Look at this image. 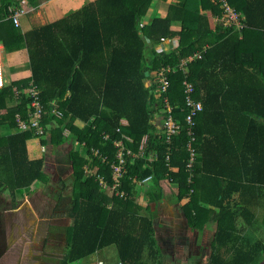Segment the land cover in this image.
<instances>
[{"label":"trees","instance_id":"obj_1","mask_svg":"<svg viewBox=\"0 0 264 264\" xmlns=\"http://www.w3.org/2000/svg\"><path fill=\"white\" fill-rule=\"evenodd\" d=\"M19 1L0 0V42L7 51L27 48L32 75L0 88V126L11 129L0 135V192L7 189L15 202L34 183L48 178L45 158H30L27 147L35 137L49 144L47 133L21 131L16 119L18 113L27 117L31 109L25 90L33 82L45 110L42 123L57 124L50 142L60 146L76 141L87 155L69 151L73 171L68 214L73 222L66 230L60 264L80 261L112 244L122 264H146L147 247L151 255L161 254L152 216L141 213L134 195L136 180L147 176L149 205L162 199L161 182L168 179L178 186V200L189 198L183 206L189 226L203 229L207 221L217 223L210 264L227 261L218 245L234 246L235 231L252 226L255 214L250 207L264 198V0H228L242 14L244 26L239 30L221 21L211 28L203 11L220 16L217 0H178L165 17H154L141 28L153 0H94L25 32L11 18V7H19ZM173 20L181 21V30L170 28ZM176 35V50L151 47L148 57L145 37L155 42ZM196 52L200 57L179 68L182 59ZM167 66L173 67L169 87L159 93L154 72ZM147 79L154 82L146 85ZM185 80L194 84L193 95L203 103L193 140L185 121ZM165 97L182 124L171 142L154 123ZM123 118L127 124L121 123ZM77 119L85 125L79 127ZM119 139L139 154L127 156L118 188L124 196L115 189L108 193L97 179L100 174L113 183L114 142ZM189 142L195 149L192 162ZM150 151L157 153L156 159L149 160ZM150 212L154 214L152 207ZM233 253L227 264H248L254 254L240 248Z\"/></svg>","mask_w":264,"mask_h":264},{"label":"rangeland","instance_id":"obj_2","mask_svg":"<svg viewBox=\"0 0 264 264\" xmlns=\"http://www.w3.org/2000/svg\"><path fill=\"white\" fill-rule=\"evenodd\" d=\"M12 64V56L8 61L4 59L5 76ZM154 77L156 81L157 76ZM9 131L11 130L2 134ZM50 136V132L45 135V140L49 143L45 145L46 165L43 169L48 176L47 180L34 183L30 192H26L23 198L15 202L11 200L7 189L0 192V264H60L65 254L66 230L73 222L68 214L73 171L69 151L76 149L81 152L82 156L87 157V155L86 149L76 141L56 146L50 142ZM29 143H35L39 152L44 154L40 149L38 139L35 142L30 140ZM146 182H143L142 191L147 200ZM104 190L111 193L109 188ZM59 194L63 197H59ZM159 201L150 204L151 206L142 205L141 213L145 216H152L154 235L157 239L156 246L161 254L151 255L147 247L143 253V261L146 264H178L176 262L178 260L191 258L202 262L210 261V237L203 240L199 251H185L180 253V257H174L165 249V245L161 244L163 243L161 231L167 226L158 212ZM151 207L154 211L153 215L150 212ZM256 211L263 212V207ZM224 250L220 251L224 252L227 261L232 262L233 251ZM98 260H104L105 264H119L116 246H107L72 264H98Z\"/></svg>","mask_w":264,"mask_h":264},{"label":"crops","instance_id":"obj_3","mask_svg":"<svg viewBox=\"0 0 264 264\" xmlns=\"http://www.w3.org/2000/svg\"><path fill=\"white\" fill-rule=\"evenodd\" d=\"M39 4L34 6L29 0H20L19 7L15 8H23L26 13L20 17L19 27L23 32L30 31L36 27H40L42 25H47L52 22H55L59 19L67 17L72 13L77 12L82 9L85 4L94 0H37ZM178 0H153L144 15V17L140 20L139 27L141 28L143 25H148L154 17H165L167 15L169 6L174 4ZM14 9V7H11ZM209 19L211 28H215L216 25L221 21L220 17L214 14L211 10L203 11ZM243 20V17H242ZM170 28L174 31H179L182 28V23L179 20H173L171 22ZM147 38V37H145ZM164 38V40H161ZM180 37L178 35L173 37H160L159 40L153 42L152 39L146 40L147 54L149 57V52L151 47H155L159 50H167L173 51L176 50L179 46ZM0 47L3 51V58L5 61H8L9 57L12 56L13 64L11 69L8 70L7 76H5L6 83L9 85L15 81L20 79H24L30 77L32 75L31 65L29 61V53L27 48H21L19 50L7 51L3 44L0 42ZM206 47V46H205ZM157 76V72H154ZM155 81V79H154ZM153 79L145 80L146 85H151ZM161 105L158 106L156 115L154 116V123H156L157 128L160 129L161 125ZM0 112H4V110H0ZM75 123L79 127H83L85 122L77 119ZM121 123L127 124V119L123 118ZM57 127L55 122H49L46 124L47 133L51 132L53 128ZM7 130H11L6 126H0V135H3V132H7ZM9 131L8 133H10ZM64 135L68 136L70 131L68 128H64ZM7 134V133H6ZM38 139L40 149L41 148V139L39 137L31 138L27 141V147L30 158H45L46 165V157L45 150H42L43 153H40L36 144H30V140L35 142ZM145 139V138H144ZM132 140V137L129 139ZM67 144V143H66ZM78 144V143H77ZM137 158L139 156L136 153ZM149 160L156 159V152H149ZM176 169V168H173ZM148 181V180H147ZM146 182V181H145ZM162 188H163V197L159 201V214L162 220H164V224L167 226L165 229L161 231V240L163 241V245H165V249L168 252L172 253L174 257H180V253L185 251H199L200 246L202 245L203 240L206 237H210L211 243V253L213 251L212 242L216 235V226L217 223L213 221H207L203 229L193 228L189 226L186 222V218L183 212L184 204L189 200L188 197H184L181 200L177 198L178 186L176 183L170 182L168 179L162 180ZM144 183L137 182L135 186V198L140 205H146L147 200L146 196H144V192L142 191V186ZM254 207V208H253ZM263 207V212L256 211V209H260ZM251 211L255 214V219L253 220V224L250 227L240 226L234 233L237 237L234 246L232 243H229L227 246L218 245L217 250H223L229 252L234 249H243L244 251H251L252 258L248 264H264V198L255 206H251ZM242 220V219H241ZM158 234V233H157ZM159 240V239H158ZM114 245V244H112ZM162 245V246H163ZM110 246V245H109ZM161 246V247H162ZM107 247V246H106ZM105 248V247H104ZM103 249V248H102ZM117 249V248H116ZM211 253L209 257L211 256ZM94 254V253H93ZM91 254V255H93ZM118 255V253H117ZM104 261V260H103ZM181 261V262H180ZM119 264H122L119 260ZM178 264H210L211 261L202 262L198 259H181L176 261ZM227 261H224L222 264H227ZM105 264V261H104Z\"/></svg>","mask_w":264,"mask_h":264},{"label":"built area","instance_id":"obj_4","mask_svg":"<svg viewBox=\"0 0 264 264\" xmlns=\"http://www.w3.org/2000/svg\"><path fill=\"white\" fill-rule=\"evenodd\" d=\"M220 7L222 8V13L219 16L221 22L225 27L234 28V29H241L244 26V22L242 21V14L241 12L235 10V8L229 3L228 0H217ZM26 11L23 8H14L12 9L11 18L13 19L16 25L20 24V17L25 14ZM147 40V38H145ZM164 40V38H161ZM200 52H196L193 55L185 57L179 64V68L185 69L187 64L193 60L194 58L200 57ZM173 70L172 66H167L161 68L157 71V80L159 82V93L165 92L169 87V79L168 73ZM6 79H5V71H4V58H3V51L0 47V88L6 86ZM185 93H186V108L187 113L185 116L186 127L188 135L190 136L191 140L194 139V127L196 125V116L203 110V103L201 100H197L194 97V84L191 81L185 80ZM15 91L18 94V90L15 87ZM30 98V107L31 109L28 112L27 117L21 116L19 113L16 115L18 128L21 131L26 130H34L38 135L44 136L47 133L46 125L42 123L43 116L45 114L44 106L40 98V91L36 85L30 83V85L25 90ZM162 117H161V129L163 130L164 135L166 136V140L171 142L172 137L177 135L181 128L182 124L180 120L176 119L173 115V107L169 103L168 99L165 97L164 102L161 107ZM54 113L60 115V111L54 110ZM124 139L129 140L130 137L123 136ZM124 139L116 140L114 143L117 147L116 158L117 162L112 164L113 169V183L109 184L108 180L98 174L97 179L99 180V184L103 189H115L117 194L124 196L123 191H119L118 188L122 184V177L126 172V163H127V156L136 157V153L131 151V149L126 145ZM189 150L191 152L190 161L192 162L195 157V149L191 146L190 142L188 144ZM42 150L46 149V146L41 144ZM142 148V145H141ZM95 150V149H94ZM97 154V150L94 151ZM157 156V153H156ZM169 157V156H168ZM89 171V169H87ZM90 173V172H89ZM150 179V176H147L141 180H136V182H145ZM98 264H104L103 260H98Z\"/></svg>","mask_w":264,"mask_h":264},{"label":"water","instance_id":"obj_5","mask_svg":"<svg viewBox=\"0 0 264 264\" xmlns=\"http://www.w3.org/2000/svg\"><path fill=\"white\" fill-rule=\"evenodd\" d=\"M149 74V72L148 71H146V75H148Z\"/></svg>","mask_w":264,"mask_h":264}]
</instances>
